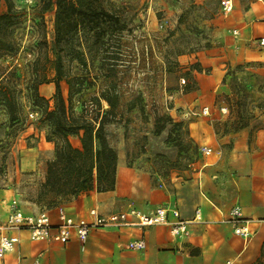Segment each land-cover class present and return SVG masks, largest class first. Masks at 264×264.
<instances>
[{"label":"rangeland","instance_id":"1","mask_svg":"<svg viewBox=\"0 0 264 264\" xmlns=\"http://www.w3.org/2000/svg\"><path fill=\"white\" fill-rule=\"evenodd\" d=\"M221 1L101 0L106 10L121 18L123 31L118 36L114 29L103 34V42L97 40L96 50L87 57V67L65 61L70 73L91 81L73 97L76 114L81 113L82 107L90 109L92 97L102 89L115 91V116L105 126V132L120 165L132 171L127 179L142 181L137 174H143L151 185L171 186L175 174L186 180L193 178L202 155L192 134L193 126L190 127L195 119L187 112L198 97L207 100L212 96L218 115L220 104L224 105L223 119L213 122L217 134L234 132L243 125L241 128H249L248 145L253 143L264 111V59L227 60L219 67L206 60L215 44L236 39L233 27L223 37L216 31L218 21H230L232 13H224ZM14 2L17 7L29 8L38 0ZM4 9L1 2L0 12ZM53 18L54 10L45 13L49 42ZM22 55L1 62L6 66L16 64L18 73L28 78L39 67H26ZM113 63L115 68L110 72L108 67ZM44 72L50 78L54 76L48 65ZM205 85L210 90L204 89ZM60 87L67 99L66 83L61 81ZM39 92L49 99L52 108L53 83L40 85ZM24 94L22 89L24 123L8 125L7 116L0 109V190H9L7 198L14 196L29 209L42 208L39 187L46 161L53 154V143L45 140L37 109L30 106ZM100 103L108 109L104 101ZM71 141L79 145L77 137ZM131 199L122 196L115 208L124 205V200L134 203Z\"/></svg>","mask_w":264,"mask_h":264},{"label":"crops","instance_id":"2","mask_svg":"<svg viewBox=\"0 0 264 264\" xmlns=\"http://www.w3.org/2000/svg\"><path fill=\"white\" fill-rule=\"evenodd\" d=\"M232 4L230 21H218L216 31L223 37L233 27L240 35L233 36L236 39L231 42L214 43L206 60L216 67L227 60L264 59V48L252 41L264 34V0H232ZM204 89L210 90V86L205 85ZM193 103L187 112L195 119L190 122L193 137L198 147L208 145L213 151L201 156L192 179L175 174L171 186L151 185L143 174H137L142 181L127 179L132 171L120 165L118 157L114 190H89L65 204L68 211L82 216H87L92 207L108 214L124 210L128 204L146 213L160 205H172L182 219L189 220L188 236L173 237L167 225L148 226L144 230L145 248L135 250L126 247L130 240L140 237V229L132 226L120 230L116 227L95 229L84 243L76 239L64 244L30 241L22 233L17 250L7 253L0 264H254L264 261V111L262 125L255 129L254 141L249 146L248 127L226 134L215 132L213 122L223 119L224 105L220 104L218 115L212 96L207 100L198 97ZM205 106L209 109L208 115L201 113ZM2 195L6 196L0 198V222L6 216L5 203L14 197L7 198L9 190H0ZM122 196L132 198L134 203L124 200V205L115 208ZM21 204L25 213L41 209H29ZM234 205H239L243 217L250 220L253 235L248 241L235 235L230 225L218 222ZM196 209L200 210V221L193 220Z\"/></svg>","mask_w":264,"mask_h":264},{"label":"trees","instance_id":"3","mask_svg":"<svg viewBox=\"0 0 264 264\" xmlns=\"http://www.w3.org/2000/svg\"><path fill=\"white\" fill-rule=\"evenodd\" d=\"M1 2L5 9L0 12V109L7 116L8 125L24 123V89V98L37 109L45 140L53 143V154L46 161L38 193L43 207L70 202L93 189L114 190L118 157L108 142L105 126L115 116L117 95L109 87L102 89L92 97L90 109L82 107L81 113L76 114L73 97L91 81L70 73L65 61L87 67V57L96 50L97 40L103 42L102 35L113 29L120 35L123 21L106 10L101 0H38L29 8L17 7L14 0ZM52 10L53 35L49 42L45 13ZM21 53L26 67H39L28 78L18 73L16 64L6 66L1 62ZM47 65L54 72L51 78L44 72ZM114 66L115 63L109 65L108 70L112 72ZM61 81L67 85V99L62 96ZM47 83L54 85L52 108L49 99L39 92L40 85ZM101 101L108 109H103ZM70 137H77L79 145H73Z\"/></svg>","mask_w":264,"mask_h":264},{"label":"built area","instance_id":"4","mask_svg":"<svg viewBox=\"0 0 264 264\" xmlns=\"http://www.w3.org/2000/svg\"><path fill=\"white\" fill-rule=\"evenodd\" d=\"M221 5L224 13L232 11V0H222ZM232 34L234 37H238L240 31L233 29ZM252 41L259 48H264V34ZM221 110L226 112L225 108ZM201 113L208 115V107H203ZM212 151L213 149L208 145L198 147V152L201 155L209 154ZM65 204L62 203L49 208L43 207L36 213H25L24 207L16 197L5 203L6 216L0 222V261L4 259L7 253L17 250V246L22 240V233H25L30 241L64 244L71 239H76L80 243H84L91 231L95 229L116 227L120 230L132 226L140 229V237L130 240L126 247L135 250L145 248L144 230L148 226L167 225L170 235L177 238L189 235V220L182 219L179 210L172 205H160L146 213L139 211L132 204H128L126 209L108 214H103L97 207H92L88 210L87 216H82L68 211ZM52 210L55 211L54 214L51 213ZM193 220H201L199 209L195 210ZM218 222L230 225L233 233L240 236L244 241H248L253 235L250 220L243 217L239 205L231 207L226 216L218 219Z\"/></svg>","mask_w":264,"mask_h":264}]
</instances>
